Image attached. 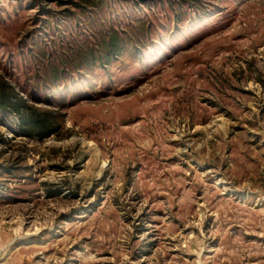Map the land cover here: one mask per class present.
<instances>
[{"label": "rangeland", "instance_id": "1", "mask_svg": "<svg viewBox=\"0 0 264 264\" xmlns=\"http://www.w3.org/2000/svg\"><path fill=\"white\" fill-rule=\"evenodd\" d=\"M0 264H264V0H0Z\"/></svg>", "mask_w": 264, "mask_h": 264}, {"label": "trees", "instance_id": "2", "mask_svg": "<svg viewBox=\"0 0 264 264\" xmlns=\"http://www.w3.org/2000/svg\"><path fill=\"white\" fill-rule=\"evenodd\" d=\"M4 101H6L7 106H13V105H14L13 103H11V102L9 101V99H8V101H7V99L5 100V98L3 97V94L1 93V94H0V104L5 103ZM7 106L5 105V106L3 107V105H2V106L0 105V108H6Z\"/></svg>", "mask_w": 264, "mask_h": 264}]
</instances>
